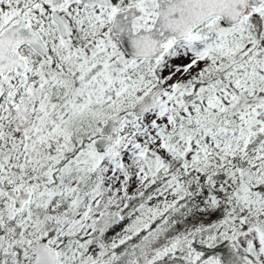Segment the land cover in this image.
<instances>
[{
    "label": "snow or ice",
    "instance_id": "snow-or-ice-1",
    "mask_svg": "<svg viewBox=\"0 0 264 264\" xmlns=\"http://www.w3.org/2000/svg\"><path fill=\"white\" fill-rule=\"evenodd\" d=\"M0 264H264V0H0Z\"/></svg>",
    "mask_w": 264,
    "mask_h": 264
}]
</instances>
